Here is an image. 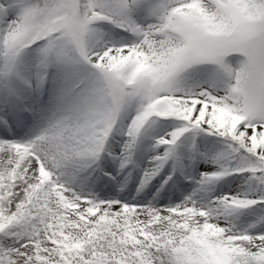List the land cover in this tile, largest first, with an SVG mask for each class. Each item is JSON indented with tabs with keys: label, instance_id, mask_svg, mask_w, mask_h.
Returning <instances> with one entry per match:
<instances>
[{
	"label": "snow or ice",
	"instance_id": "1",
	"mask_svg": "<svg viewBox=\"0 0 264 264\" xmlns=\"http://www.w3.org/2000/svg\"><path fill=\"white\" fill-rule=\"evenodd\" d=\"M0 264H264V0H0Z\"/></svg>",
	"mask_w": 264,
	"mask_h": 264
}]
</instances>
